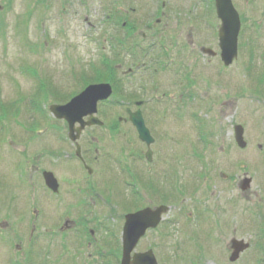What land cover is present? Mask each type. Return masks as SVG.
<instances>
[{
    "label": "rangeland",
    "instance_id": "374dc122",
    "mask_svg": "<svg viewBox=\"0 0 264 264\" xmlns=\"http://www.w3.org/2000/svg\"><path fill=\"white\" fill-rule=\"evenodd\" d=\"M164 1L168 13L163 17L165 11L159 5ZM108 3L0 0V99L27 96L19 105L0 110L4 117L0 125V264H104L106 260L120 264L125 216L143 201L132 204L130 189H125L131 166L133 172L140 168L134 174L142 179L149 176V182L155 176L162 180L163 169L183 177L163 185L168 191L174 189L170 182H175L179 189L164 193L167 202L161 201L172 206L171 212L161 228L147 234L138 251L153 249L162 264H231L230 243L237 239L251 247L234 264H264L262 183L253 184L245 197L236 188L244 172L250 176L264 172V0H233L242 28L238 58L229 68L219 56L200 54L204 47L219 52L221 22L215 0H116L118 15L106 11ZM156 19L163 20L158 27ZM161 48L163 60L157 67L152 59ZM165 49L170 53L166 55ZM30 65L37 66L36 76L28 73ZM131 67L147 69L142 72L145 77L129 78L124 73ZM89 80H110L115 90L110 102L99 106L103 130L95 127L81 139L83 155L93 169L90 176L74 154L66 123L54 119L49 110L68 103ZM38 84L39 94L30 99ZM139 100L149 104V117L156 122L158 110L159 117L165 116L169 136L156 162H160L158 171L154 168L153 173L138 166L142 147L136 133L129 123L119 122L120 117L126 120L124 109L129 102ZM236 125L245 128V150L235 143ZM97 130L101 132L91 145L90 135ZM30 152L33 158L28 157ZM49 170L60 183L59 196L45 187L42 173ZM223 175L233 182L231 186ZM115 189L118 196L110 206L106 201L116 194ZM150 195L151 189L148 195L142 192L145 198ZM180 197L184 200H177ZM76 198L82 200L80 205L75 204ZM84 198L100 202L89 209ZM62 212L77 225L70 222L60 230L57 223ZM82 213L86 215L79 224L75 218ZM76 239L92 243V248L94 239L106 257L81 248L77 261L71 250ZM107 239L113 244L104 245ZM27 241L32 244L29 248ZM47 245L50 253L44 255Z\"/></svg>",
    "mask_w": 264,
    "mask_h": 264
},
{
    "label": "water",
    "instance_id": "95a60500",
    "mask_svg": "<svg viewBox=\"0 0 264 264\" xmlns=\"http://www.w3.org/2000/svg\"><path fill=\"white\" fill-rule=\"evenodd\" d=\"M216 9L222 26L219 31L221 57L226 66L233 63L238 52V36L241 29L239 14L233 6L232 0H216ZM206 52L211 53L209 50ZM112 94V88L108 84L94 85L87 88L82 94L74 98L65 106H53L51 111L59 119H66L71 130V138L76 141L79 138L80 131L90 125L101 124L94 117L97 113V104L99 101L107 100ZM90 116L88 122H84V118ZM131 121L137 127L141 139H149V132L145 127L144 120L140 112L131 115ZM76 123H80L81 127L77 129L78 135L73 136ZM236 139L241 147H245L243 140L242 127H236ZM47 185L53 190H57V183L51 173H45ZM165 208L159 209L156 213L145 211L136 215L128 216L123 235V258L121 264H156L152 253L135 254L131 257L138 240L145 234L149 227H155L159 222L161 212H165ZM248 246H242V243L233 242L235 250L232 261L239 257V253L244 251Z\"/></svg>",
    "mask_w": 264,
    "mask_h": 264
},
{
    "label": "flooded vegetation",
    "instance_id": "af4514ba",
    "mask_svg": "<svg viewBox=\"0 0 264 264\" xmlns=\"http://www.w3.org/2000/svg\"><path fill=\"white\" fill-rule=\"evenodd\" d=\"M162 6L163 7H165L166 6V3H162ZM159 11V10H158ZM157 11V12H158ZM170 11V10H169ZM133 12V11H132ZM159 13V12H158ZM166 13H168V10L167 11H165V12H162V16L164 17V16H166ZM163 23V20L161 21L160 19H156L155 20V26H160L161 24ZM155 26H151V27H149L148 29H153ZM142 39L143 40H146L147 39V37H146V35L145 34H143L142 36ZM192 44V43H191ZM131 71V73H128V76L129 77H131V76H133V77H140V78H144L145 76L143 75V73L142 72H145V71H147V69H141L140 67L139 68H132V70H130ZM155 144H157L156 142H155ZM155 155H156V152H155V154H153V157H155ZM152 164H155L154 163V160L152 161ZM148 165V164H147ZM148 167H150V165H148ZM249 176V178L251 179V187H252V185L253 184H255L256 182H258V184H259V181L262 183V189H263V192H264V172L263 173H261V174H259V172L258 173H254V175H251L250 176V174L248 173V172H244L241 176H238V179H239V181L236 183V188H237V190H238V195L240 196V197H245L246 196V194L251 190V187L249 188V190H247V191H244L243 189H242V181H243V179H245L246 177H248ZM242 177V178H241ZM226 178H228V177H225L224 179H226ZM228 182H229V186H231L232 185V183L233 182H231L230 181V178H228ZM249 196V195H248ZM264 207V206H263ZM259 214V213H258ZM250 250V249H249Z\"/></svg>",
    "mask_w": 264,
    "mask_h": 264
}]
</instances>
